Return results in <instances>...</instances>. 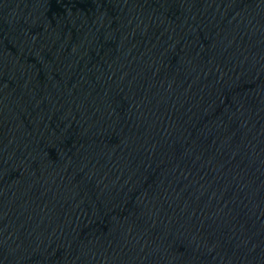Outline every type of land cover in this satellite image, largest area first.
Instances as JSON below:
<instances>
[{
    "label": "water",
    "instance_id": "1",
    "mask_svg": "<svg viewBox=\"0 0 264 264\" xmlns=\"http://www.w3.org/2000/svg\"><path fill=\"white\" fill-rule=\"evenodd\" d=\"M0 184L50 264H264V0H0Z\"/></svg>",
    "mask_w": 264,
    "mask_h": 264
}]
</instances>
